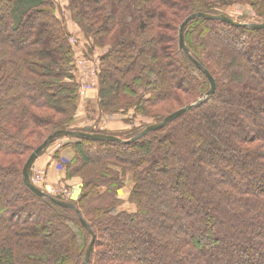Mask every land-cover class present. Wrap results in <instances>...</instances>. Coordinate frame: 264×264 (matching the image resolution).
Returning <instances> with one entry per match:
<instances>
[{
  "label": "trees",
  "instance_id": "trees-1",
  "mask_svg": "<svg viewBox=\"0 0 264 264\" xmlns=\"http://www.w3.org/2000/svg\"><path fill=\"white\" fill-rule=\"evenodd\" d=\"M243 3L264 22V0H69L90 49H106L87 117L154 124L202 99L209 82L179 49L180 25ZM56 11L51 0H0V264H81L91 240L74 210L23 183L48 135L126 141L148 126L121 135L75 124V53ZM184 35L212 96L132 143L68 142L64 180L81 181L68 202L96 238L87 264H264V29L201 18ZM127 180L133 213L118 208Z\"/></svg>",
  "mask_w": 264,
  "mask_h": 264
},
{
  "label": "rangeland",
  "instance_id": "rangeland-1",
  "mask_svg": "<svg viewBox=\"0 0 264 264\" xmlns=\"http://www.w3.org/2000/svg\"><path fill=\"white\" fill-rule=\"evenodd\" d=\"M51 1L54 4V9L57 10L56 11L57 18H59L62 21V25H64L66 31H68V33H69L70 44H71L72 48L74 49V53H75L74 67H76V71L74 74L75 81H77L76 80L77 77L79 78L81 75H83L82 79L86 78L87 80H89L88 81L89 83L94 82V85L87 88V92H89L91 89L96 90L97 83H98V80L96 79V77H97V71L99 70V66H98L99 65V59L105 53L106 49H102V50H99V49L91 50L90 49V45L88 43H86V39L83 37L82 31L80 32V29L77 26V24H75L74 22L71 21V17H70L71 10L69 8V0H51ZM88 7H89V9H92V3L90 1H88ZM222 12H223V14L227 15L231 19H234L235 21H238L241 23H244V22L245 23H258V22H261L259 19L256 20L254 18V15L252 13V9L250 8L249 4H246V3L232 4L231 6L229 5V7L223 8ZM78 60H81V63H77ZM79 70L82 73H79ZM80 80H81V78H80ZM77 83L80 85V91H81V85L82 84H80L78 81H77ZM86 99H87V97H84L81 100V103L83 101H86ZM90 100H92V101H90ZM90 100L88 101V103L90 102L89 103L90 105L91 104L96 105L97 100L95 98L90 99ZM83 104L84 103H82V104L79 103V105H83ZM132 114H133L132 112L128 113L126 115L118 114V115H104V116H102V115L95 114L92 118L93 119V121L91 122L92 124L85 125L84 127L85 128L92 127V129L102 131V133L107 132L110 134H115V133L118 134L120 132L121 135H124L122 133H127L129 131L132 132V131L136 130L137 128H141L143 126L150 125L153 122V121H145L144 119L138 118V119H133V124H132V123L128 122V121L132 120ZM78 118L80 119V122H82V120H86L88 122L90 121L85 115H84L83 119H82V116L78 117ZM79 128H82V127H79ZM69 140L72 141L69 138L58 139V140L52 142V144L49 147H53V149L55 151L62 150V149H64L62 142H64V144H65ZM64 150H66V149H64ZM70 150H72L71 147H70ZM71 155H72V153L68 154L67 158H69ZM37 184L40 185V183H37ZM51 196H54V195H51Z\"/></svg>",
  "mask_w": 264,
  "mask_h": 264
},
{
  "label": "water",
  "instance_id": "water-1",
  "mask_svg": "<svg viewBox=\"0 0 264 264\" xmlns=\"http://www.w3.org/2000/svg\"><path fill=\"white\" fill-rule=\"evenodd\" d=\"M208 19V20H219L222 21L226 24H230L231 26H235V27H248L250 29L253 30H258V29H264V22H258V23H241L238 21H235L234 19H231L230 17H227L224 14H218V15H209V14H205L203 12L200 13H195V14H191L189 16L186 17V19L183 21V23L180 25L179 31H178V35H179V42H178V46L179 49H181L184 54L189 57V59H191V61L196 65V67L198 68V70H200L202 72V74H204L205 77H207L208 82H209V90L207 92V94L200 100H198L195 103L189 104V106L181 108L179 110H176L174 113H171L170 115L164 117L160 123H154V124H150L147 126V128L143 129L141 132H139L138 134H136L132 139L130 140H122L121 138L118 137H114L112 135H108V134H100V133H85V132H81V131H71V130H62V131H56L50 135H48V137L39 145L37 146L34 151L31 153V155L28 157V159L26 160L25 164L23 165L22 169V174H23V183L25 184V186L35 195L38 196L40 198L43 199H47L49 201H51L53 204L61 207V208H68L71 210H74L76 212V215L78 217V220L80 222V224L86 229L87 233L89 234L91 240L88 243L86 249H85V256L81 262V264H87L90 256H91V250L93 248L94 245V241H95V235L92 232L89 224L86 223V221L83 219L82 214L79 210H77V208L75 207V205L71 202L68 201H61L56 199L54 196H49L47 193H45L42 189L38 188L36 185H34L33 183H31L30 177H31V170H32V165L34 164V161L42 155V153L48 148V146L50 144H52V142L56 141L57 139H62V138H69V139H89V140H95V141H101V142H105V141H113V142H121V143H132L134 142V140L139 139L144 137L145 135H147L149 132H154V131H158L160 129H162L164 126H166L167 124H170L172 122H174L177 118H179L180 116H182L183 114L189 112L191 109L200 106V104H202L204 102V100L209 97L212 96L215 93V81L213 79V77L209 74V72L203 67L201 66L199 63H197L192 56L190 55V51L189 49L186 47L185 45V35H184V31L188 25V23L190 21H192L193 19Z\"/></svg>",
  "mask_w": 264,
  "mask_h": 264
},
{
  "label": "crops",
  "instance_id": "crops-1",
  "mask_svg": "<svg viewBox=\"0 0 264 264\" xmlns=\"http://www.w3.org/2000/svg\"><path fill=\"white\" fill-rule=\"evenodd\" d=\"M77 63H81V60H78ZM79 73H82V72L79 70ZM80 78H81V80H80ZM82 78H83V75H81L79 78L78 77L76 78V80L80 84H82L81 85V91L79 94L80 97L78 100L79 113L76 116L77 118L75 121V124H77L80 127H84L85 125L92 124L91 122L93 121V119L91 117L90 118L87 117L86 107H92V106H89L90 102L88 103V101L90 99L95 98L97 100V98H98L96 90L91 89L89 92H87V88L94 85V82L89 83L88 82L89 80H87L85 77L84 78L86 80L82 79ZM84 97H87L86 101L82 102V103H84L83 105H79V103L82 104L81 100ZM90 101H92V100H90ZM84 115L90 120L89 122L86 120H82V122H80V119L78 117L82 116V119H83ZM68 142H66L65 144H64V142H62L63 147L66 150L62 149L59 151H55L53 149V147H48V149L43 153V155H41L39 158H37V160L34 162V165L31 167L32 168L31 174H35V172H37V171H43L44 172L43 179L41 180V183L39 186L44 192H46L49 195L50 194L54 195L53 191L56 188H58V184H59L58 173H59L61 167L64 166L63 164H66L68 162L67 156H68V154H71V152H72L70 150V147H67ZM64 179H65V175H64ZM63 182H65L67 187L72 191V193L74 195V201H76L78 198V194L80 192L81 181L79 179H72V180H67V181L64 180ZM130 188H131V182H130V180H127L126 186H125L126 191L121 190L120 192H118L120 199H122V203L118 207L119 211L124 210V211H127L128 213H133L136 211V208L133 205H131L130 203H128V201H127V198H128L127 191L130 190Z\"/></svg>",
  "mask_w": 264,
  "mask_h": 264
},
{
  "label": "built area",
  "instance_id": "built-area-1",
  "mask_svg": "<svg viewBox=\"0 0 264 264\" xmlns=\"http://www.w3.org/2000/svg\"><path fill=\"white\" fill-rule=\"evenodd\" d=\"M66 168L63 166L61 167L59 173H58V188H56L53 192L54 195L59 196L63 198V200L67 201H74V195L72 191L67 187L64 181V175H65ZM44 172L43 171H37L35 174H31L30 180L31 183L34 185L37 183H41V180L43 179Z\"/></svg>",
  "mask_w": 264,
  "mask_h": 264
},
{
  "label": "bare ground",
  "instance_id": "bare-ground-1",
  "mask_svg": "<svg viewBox=\"0 0 264 264\" xmlns=\"http://www.w3.org/2000/svg\"><path fill=\"white\" fill-rule=\"evenodd\" d=\"M57 140H58V139H57ZM74 140H75V139H74ZM39 157H40V156H39ZM39 157H38V158H39Z\"/></svg>",
  "mask_w": 264,
  "mask_h": 264
}]
</instances>
